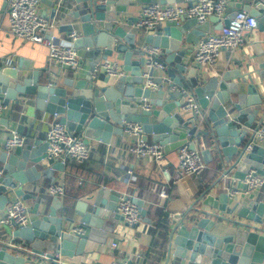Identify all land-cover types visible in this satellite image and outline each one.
<instances>
[{
  "label": "water",
  "instance_id": "95a60500",
  "mask_svg": "<svg viewBox=\"0 0 264 264\" xmlns=\"http://www.w3.org/2000/svg\"><path fill=\"white\" fill-rule=\"evenodd\" d=\"M41 1L53 7L54 14L64 13L78 21L82 36L75 41V46L84 51V58L90 61V71L97 63L110 62L118 55L125 75L114 79L100 71L95 78L88 74L77 79L67 77L62 83L50 79L43 82L41 70H31L22 63L9 65L3 59L0 63V101L3 105L12 101L19 103L20 95L32 96L36 109L57 114L69 131L83 135L86 144L89 139L110 142L114 134L123 133L126 122L140 124L143 139L147 140L151 135L154 142L164 146L166 154L187 143L194 149L196 144L189 137L210 135L214 152L225 167L223 173H233L238 184L229 190L207 194L204 203L213 210H201L204 216L184 223L188 212L182 214L172 228L170 250L174 246V255L180 259V264H264V201L258 200L254 193L248 197L238 195L240 191L246 192L242 181L250 170L264 176V143L255 142L247 150L255 132L264 127V62L259 64V69L249 65L243 71L238 68L210 76L201 73L198 67L188 70L182 63L184 52L180 51L184 39L187 42L199 40L210 32L212 23L220 30L241 9L256 17L257 28L264 33V0H227V18L223 22L217 16L202 23L184 18L181 23L167 22L156 36L150 35L149 42L162 48L167 63L175 60L178 71H188L183 79L169 69L170 84L158 90L144 88L145 52L136 46L135 33L128 32L123 26L127 5L134 4L133 0ZM136 1L171 4L182 0ZM74 3L81 7L67 11V5ZM135 21L138 19L129 18L127 24L132 25ZM62 27L68 34L76 29L73 22ZM155 80L167 82L163 78ZM171 86L194 90L205 116L203 128L197 114L182 108L185 95L172 90ZM2 124L7 125V121L3 119ZM48 147V142L39 140L12 151H0L4 168V174L0 176V219L5 215L6 205L13 201V195L23 200L36 199L34 194L23 190V185L41 176L52 178L54 169L64 168L63 163L48 156ZM211 152V149L202 152L205 161L212 159ZM233 190L237 193L231 194ZM119 197L117 191L100 188L92 202L80 200L74 211L64 207L57 196L49 207L47 198H42L33 210L38 218L20 228L21 238L29 244L40 241L51 251L60 253L66 261L78 263L85 254L94 252L108 236H112L102 228L106 220L117 222L114 214ZM134 202L146 217L144 200L134 198ZM60 208L63 211L58 215ZM193 208L192 205L190 209ZM166 209L167 216L179 211L171 204ZM224 221L226 225H222ZM12 225L19 227L15 222ZM69 225L74 226L73 230L68 229ZM6 230V224H2L0 234L7 233ZM33 252L45 254V250L38 248ZM26 254L21 248L0 244V264H25ZM48 256L53 258L54 252Z\"/></svg>",
  "mask_w": 264,
  "mask_h": 264
},
{
  "label": "crops",
  "instance_id": "0c3cea01",
  "mask_svg": "<svg viewBox=\"0 0 264 264\" xmlns=\"http://www.w3.org/2000/svg\"><path fill=\"white\" fill-rule=\"evenodd\" d=\"M5 2L6 0H0V8L2 10L0 13V63L5 59L9 65L18 66L22 63L30 67L31 70H41L43 82L50 79L51 81L62 83L67 77L77 79L90 74V61L84 58L82 49H78L83 58L80 67L76 69L71 67L61 69L54 63L51 65L48 46L12 36L8 31L9 14ZM133 2L134 4L127 5L123 26L128 32L135 33L136 46L142 49L144 45L153 43L149 42L151 34L137 29L136 21L132 25H128L127 20L129 18L138 19L140 11L146 3L137 2L136 0H133ZM182 2L186 3L187 0L175 3ZM73 5H67L66 10L70 11L81 7V5L76 3ZM39 12L55 20L57 25L54 28V34L58 36L68 35V32L62 26L73 22L76 25L75 31H78L80 36H82L78 21L72 20L66 14H60L59 12L54 14L53 7L42 1L39 5ZM216 31L218 29H215V24L212 23L209 33ZM170 40L169 38L168 41ZM199 40L187 42L184 39L180 46V51L184 52L182 63L187 65L188 70L192 67H197L194 55ZM118 58L119 56L115 55L110 62L121 64ZM164 58L167 61L165 54ZM262 62H264V33L257 28L248 36L244 46L235 50H222L217 64L204 66L203 69L210 76H214L225 71H235L238 68L243 71L249 65H251V68L259 69V64ZM167 64L168 67L165 70L155 71V78L167 79L163 87H167L170 84L169 69H173L176 76H180L183 79L186 78L188 71L184 73L178 71L175 60L171 64ZM262 91H264V88H262ZM19 101V103L12 101L9 105H5L1 112L0 151L3 149L7 137L13 132L26 136L25 146L39 140L42 143L46 142V134L53 122V114L36 109L35 100L32 96L20 95ZM3 119L7 121V125L2 124ZM189 138L190 141L195 142L202 155L204 150L211 149L212 159L206 161L208 166L201 176H188L175 183L172 172L178 164V150L166 154L162 160H156L153 157H139L127 151V146L136 143L139 136L130 134L125 128L122 134H114L108 143L89 139L87 145L90 151V158L86 163L82 164L74 160H67L66 163H63L56 159V161L64 164V168L54 169V177L41 176L34 182H28L23 185L22 188L25 192L36 196V199L24 200L30 209L28 225L38 218V215L33 213V210L40 199L47 198V207L51 205L55 195L51 194L48 188L53 184L64 186L63 195L57 197L62 200L64 207L67 206L71 211H74L80 200L92 202L100 188H109L119 193L127 191L134 195L135 198L144 200L143 208L147 210V215L143 218V221L137 225L130 226L122 219L117 209L114 214L117 222L106 220L102 228L103 231H108L112 236H108L106 242L100 244L97 250L85 254L80 262H67L71 264H111L113 261L123 260L133 264H180V259L178 260V257L174 255V246L170 250L171 232L176 221L181 218L182 214L187 212L184 223H189L190 220L188 221V219L192 220L199 216H204L201 210H213L212 207L204 203L208 196L207 194H214L221 189L228 190V188L236 187L238 184V180L234 178L233 173L227 174L226 177L223 176L225 167L214 152L210 135L200 138L194 137V140L192 137ZM146 141L154 142L151 135L148 136ZM258 142L264 143V141ZM225 165L226 167L229 166L228 164ZM0 168H3L1 161ZM39 169H42V166H39ZM166 169L169 172H166ZM128 170L133 172L134 179L130 178ZM164 187L167 188V197L160 195V191ZM205 192H207L206 195H203ZM252 193L255 194L258 200L264 201V186L257 188L253 192L240 191L238 195L248 197ZM12 198L14 200L20 197L13 195ZM170 204L174 210L179 209V211L177 213L171 212L170 216H167L166 208ZM192 205L194 208L190 209ZM183 206L184 209H182ZM62 211V208H60L57 212L58 215ZM226 224V221L222 223V225ZM20 228L14 227L12 224H6L7 233L1 232L0 244L18 247L28 253V255H24L27 258L25 264H34L41 259L42 254L33 252L36 248L45 250L46 255L53 252L56 254L55 251H51L50 247H46L40 241L29 244L23 240L19 232ZM73 228V225L68 226L70 230H73ZM114 243L117 244L115 247L113 246ZM12 251L16 254H22V252H17V250Z\"/></svg>",
  "mask_w": 264,
  "mask_h": 264
},
{
  "label": "built area",
  "instance_id": "2783aa9c",
  "mask_svg": "<svg viewBox=\"0 0 264 264\" xmlns=\"http://www.w3.org/2000/svg\"><path fill=\"white\" fill-rule=\"evenodd\" d=\"M41 0H7L9 14V33L15 38L24 39L36 43H41L49 48V61L52 65L61 69L71 67L76 69L82 65L83 58L75 41L80 37L78 31L69 33L66 36L54 34L56 22L39 12ZM227 0H187L186 3L163 4L161 2L148 3L140 11L137 29L156 36L167 22L181 23L184 18L196 19L199 23L209 20L212 16H217L222 22L227 18ZM257 29V19L248 10H239L228 25L216 31L208 33L197 43L194 60L199 71L208 73L204 66H214L217 64L222 50H235L245 45L247 38ZM145 52V81L144 88L160 89L163 83L155 80V71H163L168 67L164 58L163 50L153 43L144 45ZM103 71L107 76L118 78L125 75L118 62L97 63L90 72L93 78ZM151 71H154L151 74ZM172 90H178L185 95L182 108L185 111L194 112L200 118L199 125L204 127V113L193 90L180 89L171 86ZM5 105L0 101V127L1 112ZM149 109L148 105L145 107ZM124 128L130 134L138 135L139 139L134 144L127 146V151L139 157H153L156 160L165 158L164 146L157 142H148L142 138L143 129L137 123H124ZM27 138L25 135L13 132L5 141L3 149L12 151L16 147L25 146ZM264 141V128H259L253 141L248 145L247 150L252 148L255 142ZM46 142L49 147L47 154L50 158L58 159L63 163L67 160H74L79 163H86L90 158L88 145L85 143L83 135L75 131H69L60 121L57 114H53V122L46 134ZM208 164L203 158L201 151L191 148L190 143L178 149V164L173 169V181L179 182L188 176H201ZM166 172H169L166 169ZM4 174V168H0V176ZM131 179L135 176L128 170ZM224 177L227 174H223ZM246 185L247 192H253L257 188L264 186V176L257 174L255 170H250L242 181ZM49 192L55 196H62L64 186L53 184ZM229 190V188H228ZM167 188L160 191V195L167 197ZM237 193L236 190L230 192ZM134 195L130 192L120 193L118 201V213L128 225H137L143 221L141 208L134 202ZM4 217L0 219V225L12 224L15 222L19 227L27 226L30 220V209L21 198L14 199L7 205ZM76 231L80 232L78 229ZM117 244L114 243L115 247ZM34 264H71L68 263L60 253L54 254L51 258L44 254L41 259ZM111 264H133L129 261L116 260Z\"/></svg>",
  "mask_w": 264,
  "mask_h": 264
}]
</instances>
